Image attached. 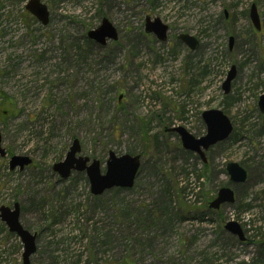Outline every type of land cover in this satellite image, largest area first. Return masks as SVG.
I'll list each match as a JSON object with an SVG mask.
<instances>
[{
  "label": "rangeland",
  "instance_id": "374dc122",
  "mask_svg": "<svg viewBox=\"0 0 264 264\" xmlns=\"http://www.w3.org/2000/svg\"><path fill=\"white\" fill-rule=\"evenodd\" d=\"M29 1L0 0V208L18 204L21 225L37 235L30 264H264V0H41L47 26ZM147 17L170 28L166 42L145 32ZM103 19L119 33L105 47L88 37ZM211 110L233 133L207 152L205 168L171 130L201 139ZM75 140L103 175L110 152L140 156L134 188L97 197L86 172L61 179L53 167ZM13 157L32 165L11 171ZM232 163L245 184L230 180ZM224 188L236 202L211 210ZM230 222L244 242L225 230ZM23 254L0 219V264H23Z\"/></svg>",
  "mask_w": 264,
  "mask_h": 264
},
{
  "label": "water",
  "instance_id": "95a60500",
  "mask_svg": "<svg viewBox=\"0 0 264 264\" xmlns=\"http://www.w3.org/2000/svg\"><path fill=\"white\" fill-rule=\"evenodd\" d=\"M26 10L38 19L44 26L50 22V12L41 0H30L26 6ZM250 17L254 27L261 30L260 17L258 8L253 5ZM145 32L153 34L160 42L168 40L169 27L162 23L160 19L152 20L150 17L146 19ZM89 39L105 47L108 42H117L119 33L117 29L108 19H103L101 26L95 31L88 34ZM178 39L183 42L191 51H197L200 42L187 34L180 35ZM236 77V70L232 68L229 72L227 80L223 85L225 94H229L231 84ZM259 108L264 114V95L259 99ZM203 120L207 126V134L201 139H196L184 128H176L171 132L177 133L182 142L183 148L191 153L198 155L204 163H207L206 153L216 145L226 141L233 133V126L228 117L219 110H211L203 114ZM2 133L0 131V156L5 157L6 151L2 147ZM82 150L80 142L75 140L70 148L66 159L62 163H58L53 167L54 172L58 173L61 179L67 180L73 172H86L90 184L91 191L94 196H102L106 191L113 189L130 190L134 188L136 179L141 168V157L125 155L118 157L115 153H109L107 161V172L103 175L101 172V163L99 161H91L89 158L81 157ZM32 164V160L26 157H13L10 161V170L15 171L17 168L23 171ZM227 172L230 180L235 184H245L248 179L247 172L238 164H229ZM236 202L235 193L230 188L221 189L217 198L209 204V208L219 211L224 205H232ZM0 219L8 226L10 233L16 234L24 245L23 264H30V259L37 252L36 240L37 235H32L25 230L20 223V208L16 204L14 210L8 207L0 208ZM225 230L239 237L244 242L243 231L235 222L225 225Z\"/></svg>",
  "mask_w": 264,
  "mask_h": 264
},
{
  "label": "trees",
  "instance_id": "16d2710c",
  "mask_svg": "<svg viewBox=\"0 0 264 264\" xmlns=\"http://www.w3.org/2000/svg\"><path fill=\"white\" fill-rule=\"evenodd\" d=\"M0 99H1V101H2V102H5V101L7 100V98H5V96H4V95H3V96H1V98H0ZM204 167H205V168H207V167H208L207 163H206V164H204Z\"/></svg>",
  "mask_w": 264,
  "mask_h": 264
},
{
  "label": "flooded vegetation",
  "instance_id": "af4514ba",
  "mask_svg": "<svg viewBox=\"0 0 264 264\" xmlns=\"http://www.w3.org/2000/svg\"><path fill=\"white\" fill-rule=\"evenodd\" d=\"M2 138H3V136H2Z\"/></svg>",
  "mask_w": 264,
  "mask_h": 264
}]
</instances>
